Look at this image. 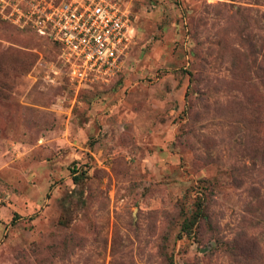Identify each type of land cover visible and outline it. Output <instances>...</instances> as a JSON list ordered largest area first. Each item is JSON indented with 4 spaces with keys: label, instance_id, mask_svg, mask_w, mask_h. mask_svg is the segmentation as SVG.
Returning a JSON list of instances; mask_svg holds the SVG:
<instances>
[{
    "label": "rangeland",
    "instance_id": "rangeland-1",
    "mask_svg": "<svg viewBox=\"0 0 264 264\" xmlns=\"http://www.w3.org/2000/svg\"><path fill=\"white\" fill-rule=\"evenodd\" d=\"M115 1L80 84L0 0V264H264V0Z\"/></svg>",
    "mask_w": 264,
    "mask_h": 264
},
{
    "label": "built area",
    "instance_id": "built-area-1",
    "mask_svg": "<svg viewBox=\"0 0 264 264\" xmlns=\"http://www.w3.org/2000/svg\"><path fill=\"white\" fill-rule=\"evenodd\" d=\"M2 2L4 9L16 10L17 21L60 44L80 84L118 74L136 36L135 25L115 0H24L26 9L20 0L16 5ZM8 15H14L13 10Z\"/></svg>",
    "mask_w": 264,
    "mask_h": 264
},
{
    "label": "trees",
    "instance_id": "trees-1",
    "mask_svg": "<svg viewBox=\"0 0 264 264\" xmlns=\"http://www.w3.org/2000/svg\"><path fill=\"white\" fill-rule=\"evenodd\" d=\"M73 172H75V173H76V172H77V170H76V169H74V171H73ZM74 179H75V180H79V175H74Z\"/></svg>",
    "mask_w": 264,
    "mask_h": 264
}]
</instances>
